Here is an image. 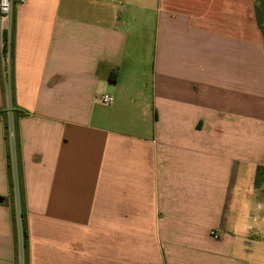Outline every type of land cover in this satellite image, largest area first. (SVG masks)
<instances>
[{
  "label": "crops",
  "instance_id": "0c3cea01",
  "mask_svg": "<svg viewBox=\"0 0 264 264\" xmlns=\"http://www.w3.org/2000/svg\"><path fill=\"white\" fill-rule=\"evenodd\" d=\"M253 4L14 7L0 112L22 113L27 264H264V242L249 235L263 220L254 179L264 167V46ZM0 264H14L2 204Z\"/></svg>",
  "mask_w": 264,
  "mask_h": 264
},
{
  "label": "trees",
  "instance_id": "16d2710c",
  "mask_svg": "<svg viewBox=\"0 0 264 264\" xmlns=\"http://www.w3.org/2000/svg\"><path fill=\"white\" fill-rule=\"evenodd\" d=\"M254 18L256 26L260 32L262 44L264 46V0H254L253 4ZM13 22L11 26L10 36V77H11V57H12V45H13ZM3 39L6 40V35H3ZM0 49V54L3 52ZM115 73V72H113ZM113 73L110 75V80L114 81ZM0 78L2 93L5 95L7 92L4 85L3 69L0 62ZM11 94V88H10ZM12 95V94H11ZM10 97V96H9ZM12 97V96H11ZM12 110V116L9 118L5 112H0V119L4 125L5 140H6V173L8 180V197L0 198V204L5 205L10 210L11 222H12V240H13V259L14 264H27L28 257V233L26 224V209L24 204L23 186H22V172L20 167V153L19 142L16 129L15 120L22 116V113L15 110L13 105L10 106ZM10 131L13 133L14 140V152L15 157L13 159L11 154L10 145ZM14 160V162H13ZM264 174V167H257L255 172V179L257 176ZM257 184V183H256ZM255 184V186H257Z\"/></svg>",
  "mask_w": 264,
  "mask_h": 264
},
{
  "label": "built area",
  "instance_id": "2783aa9c",
  "mask_svg": "<svg viewBox=\"0 0 264 264\" xmlns=\"http://www.w3.org/2000/svg\"><path fill=\"white\" fill-rule=\"evenodd\" d=\"M24 0H0V49L4 51L0 54V62L3 69V77L5 86L9 87L10 83V36L13 19L14 7L23 3ZM6 35V40L3 35ZM103 104H110L111 98L108 95H103L100 98ZM211 237L215 240L218 236L211 232Z\"/></svg>",
  "mask_w": 264,
  "mask_h": 264
},
{
  "label": "rangeland",
  "instance_id": "374dc122",
  "mask_svg": "<svg viewBox=\"0 0 264 264\" xmlns=\"http://www.w3.org/2000/svg\"><path fill=\"white\" fill-rule=\"evenodd\" d=\"M149 1H151V0H149ZM145 44H146V47L148 49V47L151 46V40L147 41ZM149 59H150V55H149V53H147L145 55V60L149 61ZM141 61H142V59H141ZM4 87H5L6 91L8 92L7 85L4 86ZM11 112H12V110L8 107L6 109V112H5L6 116H8L10 118L12 116ZM13 137H14L13 133L10 131L9 139H10V145H11V154H12V157L14 159V157H15V152L14 151L15 150H14ZM13 162H14V160H13ZM255 184L257 186H255ZM254 187L256 189L257 199L260 200L261 203H262V207H260L262 209H261L259 215L261 217H263V220L257 219V224H256L257 227H256L255 231L249 233V235H251L253 237L251 240L259 241V239H260L261 241L264 242V174L257 176V179L254 181ZM242 215L243 216L247 215V210L246 209H244V211L242 212ZM238 231H239L240 235L244 236L243 230L238 228ZM254 245H255L254 243H251L249 246H254Z\"/></svg>",
  "mask_w": 264,
  "mask_h": 264
}]
</instances>
